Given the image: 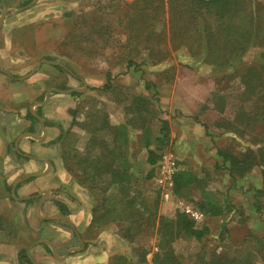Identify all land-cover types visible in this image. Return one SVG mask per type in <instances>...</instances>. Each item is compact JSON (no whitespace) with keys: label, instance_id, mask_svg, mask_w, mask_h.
I'll list each match as a JSON object with an SVG mask.
<instances>
[{"label":"rangeland","instance_id":"374dc122","mask_svg":"<svg viewBox=\"0 0 264 264\" xmlns=\"http://www.w3.org/2000/svg\"><path fill=\"white\" fill-rule=\"evenodd\" d=\"M23 2L0 0V14L18 10L7 11L1 22L0 68L11 76L0 72V93L8 94L14 87L5 77L17 81L15 77L29 72L46 52L69 63L75 76L46 65L39 68L49 77L47 83L80 88L79 95L68 99L72 108L65 144L55 146V157L67 154L72 164L75 152L86 151L91 133L83 124L98 129V137L107 139L115 150L109 153L100 142L90 150L103 162L115 156L111 175L101 172L95 181L84 183L73 176L67 186H58L73 195L78 184L89 187L102 205L109 206L100 227L86 233L87 243L107 252L100 264H152V254L162 244L159 222L184 212L186 205L196 207L200 200L216 202L221 214L205 215L197 224L209 229L200 241L182 233L176 236L171 245L181 264H219V259L225 264H264V69L258 75L245 69L264 53V44L248 48L241 58L243 70L227 79L199 55L194 58L185 48L172 49L165 2L164 17L159 0H152L148 8L145 0H36L29 7ZM21 6L25 7L17 9ZM247 7L256 11L258 34L264 37V0H248ZM181 32L182 42L188 44ZM198 42L190 44L197 48ZM261 60L264 66V56ZM208 61L213 63L212 58ZM61 103L65 106L66 101ZM164 119L169 127L166 138L161 131ZM148 148L157 155L169 151L200 182L179 196L172 187H162L157 161L153 165L146 161ZM232 157L242 161L234 174L229 171ZM11 159L0 163L9 173L19 168ZM58 159L54 177L64 170ZM258 189L262 195L256 197ZM29 207L5 204L0 211L21 220ZM32 220L29 223L36 228ZM21 225L20 240L26 239L19 249H25L36 235ZM2 236L9 239L4 231ZM143 251L145 261L139 262Z\"/></svg>","mask_w":264,"mask_h":264},{"label":"crops","instance_id":"0c3cea01","mask_svg":"<svg viewBox=\"0 0 264 264\" xmlns=\"http://www.w3.org/2000/svg\"><path fill=\"white\" fill-rule=\"evenodd\" d=\"M35 2L36 0H30L25 6H32ZM15 11L18 10L14 9L10 13ZM71 15L74 17L75 13L72 11L70 17ZM78 16L79 14L76 15ZM78 44L79 42L76 46ZM43 59L59 64L41 61ZM37 62H39L37 66L32 69ZM37 62L29 72L15 77L17 81L12 82L10 78L5 77V80L9 79L8 83L14 87L9 95L0 93V163L12 157L9 161L19 166L16 172L9 173L0 164V210L5 204L30 205L29 214L24 212L21 220L12 216L13 214L0 211V264H19L18 249L26 239L24 236L20 240L24 230L21 223L27 226L29 233L36 235L32 243L25 248L33 264H100L107 258V252L95 248L92 243H87L86 233H90L94 227H100L94 218L105 206H102L95 190L89 187L78 184V192L74 195L58 189L59 185L67 186L74 178V171L69 170L72 167L69 166L71 161L67 154L57 155L64 170L55 175L56 177L53 172V165L57 160L55 146H64L63 135L70 121L69 110L72 107L68 99L79 95L72 92L79 93L80 88H64L61 82L48 84L49 77L39 69L40 66L46 65L60 72L65 70L75 76L68 68V62L54 60V56L47 52L42 54ZM0 72L11 76L9 71L4 69ZM80 81L84 82L81 78ZM26 82L28 86L23 89L21 85ZM31 91L35 93L29 95ZM30 97L33 98L31 103L27 107L24 106ZM61 100L66 101L64 107ZM57 101L60 103H56ZM19 159L24 162H20ZM107 173V176L111 175L110 172ZM57 200L66 204L67 214L60 212ZM31 217L33 224L37 223L36 228L29 223ZM3 231L7 233L9 239L6 240L2 236ZM74 241L77 245L73 244Z\"/></svg>","mask_w":264,"mask_h":264},{"label":"trees","instance_id":"16d2710c","mask_svg":"<svg viewBox=\"0 0 264 264\" xmlns=\"http://www.w3.org/2000/svg\"><path fill=\"white\" fill-rule=\"evenodd\" d=\"M30 0H24L23 3H28ZM162 1V17H164V2L167 3V32L169 35V41L172 49L185 48L191 57H197L205 59L208 65H213L217 69L221 70L223 78H232L240 74L241 58L244 53L251 46H260L264 44V37L258 34V21L256 11L249 9L248 0H159ZM152 0H145V7L148 8ZM143 9V8H142ZM187 38L188 44L182 42V32ZM181 32V33H180ZM199 41L197 48H194L191 41ZM190 44V45H189ZM196 45V44H195ZM185 46V47H184ZM215 53V57L214 54ZM261 56L264 53L261 52L257 56V60L252 62L249 67H246V71L252 70L253 74H259V70H263ZM209 62L208 60H211ZM128 63H131L128 60ZM239 65V66H238ZM189 68H194L193 64L187 65ZM244 68V67H243ZM244 69V70H245ZM249 73H247L248 75ZM109 86V84H105ZM72 94H79L74 91ZM141 99L140 97H136ZM109 126V123L106 121ZM84 129L90 131V136L86 144V151L77 154L75 152V163L68 164L72 168L70 171H74V176L77 177L80 183H84L87 179L95 181L96 176L101 172H110V167L115 161V156L109 161L103 162L101 157H94L90 150L102 143L105 148H108L109 153L112 154L115 151L111 148L109 142L105 138L98 137V129H91L87 125L83 124ZM100 128H104L103 126ZM162 137L166 138L169 134V127L167 120L161 121ZM223 160L227 158V155H221ZM110 157V154L108 158ZM159 155L155 154L152 149L147 150L146 161L148 164L153 165L156 163ZM230 172L234 174L242 165V161L236 157L230 159ZM76 164V168H74ZM102 165V168L101 166ZM67 166V168L69 167ZM80 166V169L77 168ZM113 171V169H112ZM99 172V173H98ZM115 172V171H114ZM113 172V173H114ZM79 173H82L79 175ZM125 173V171H124ZM123 173V174H124ZM172 193L179 196L183 192L194 184L200 182V178L189 169L181 167L179 162H175V171L171 176ZM93 188V187H92ZM256 197L262 195L261 190H255ZM29 201V200H26ZM58 208L62 214H67L66 204L60 200L56 201ZM258 200L256 199V209L258 207ZM105 206L101 213L96 214L94 221L102 224L108 214L109 206ZM196 208L203 212L208 217H214L221 214L220 206L211 200H200L196 203ZM159 236L162 239L158 251L154 252L151 257L152 264H181L180 259L174 253L172 247V241L181 233L186 237H192L197 241H200L209 232L207 226L197 225L193 219L187 216L184 212L177 211L174 214V218L162 220L158 224ZM127 231V229H126ZM123 238L131 240L128 234H123ZM123 259L122 256L117 258ZM125 259V258H124ZM145 261V252L143 251L139 257V262ZM219 264L222 263L220 260ZM19 264H33L32 260L26 254L25 249H19L18 251ZM130 264V263H127ZM214 264H218L214 262ZM241 264V263H240Z\"/></svg>","mask_w":264,"mask_h":264},{"label":"built area","instance_id":"2783aa9c","mask_svg":"<svg viewBox=\"0 0 264 264\" xmlns=\"http://www.w3.org/2000/svg\"><path fill=\"white\" fill-rule=\"evenodd\" d=\"M175 162L174 156L169 151H161L159 153L156 170L157 181L162 187H172L171 176L175 171ZM183 211L188 217L193 219L196 224L201 223L205 218V214L193 206L186 205Z\"/></svg>","mask_w":264,"mask_h":264},{"label":"water","instance_id":"95a60500","mask_svg":"<svg viewBox=\"0 0 264 264\" xmlns=\"http://www.w3.org/2000/svg\"><path fill=\"white\" fill-rule=\"evenodd\" d=\"M18 9H21V8H18ZM14 9H8V10H4L3 12H1V14H0V25H1V22H2V19H3V16H4V14L7 12V11H13ZM41 61H44V62H48V63H51V64H59L58 62H56V61H50V60H41ZM39 62H37L36 64H34V66H33V68L32 69H34L36 66H37V64H38ZM1 71H2V69H0ZM62 91H65V92H69L70 90H62ZM48 96V93L46 94V96H45V99H46V97ZM41 102H43V101H41ZM27 253H28V250L26 251Z\"/></svg>","mask_w":264,"mask_h":264}]
</instances>
